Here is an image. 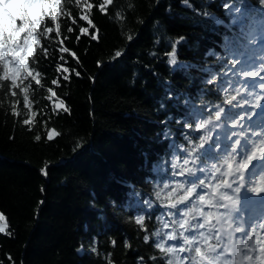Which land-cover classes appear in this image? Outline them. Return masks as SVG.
I'll return each mask as SVG.
<instances>
[{"label":"trees","instance_id":"trees-1","mask_svg":"<svg viewBox=\"0 0 264 264\" xmlns=\"http://www.w3.org/2000/svg\"><path fill=\"white\" fill-rule=\"evenodd\" d=\"M14 3L16 10L20 0ZM56 6L50 0L49 11ZM64 8L59 35L37 32L28 63L41 72V84L29 77L22 85L31 110L23 91L3 81L0 62V212L10 233L0 232V264H165L173 254L154 244L181 242L168 239L171 217L162 215L170 211L162 206L171 191L165 185L182 179L177 165L215 144L205 174L231 183L241 162L224 149L237 133L248 139L252 132L240 119L251 100L243 78L258 71L242 59L264 62L254 48L255 22L264 33V0H64ZM45 26L54 27L50 20ZM172 51L176 65L169 63ZM181 64L195 67L176 70ZM49 88L56 97L49 98ZM54 100H64L70 114L54 110ZM244 184L256 187L248 176Z\"/></svg>","mask_w":264,"mask_h":264},{"label":"snow or ice","instance_id":"snow-or-ice-1","mask_svg":"<svg viewBox=\"0 0 264 264\" xmlns=\"http://www.w3.org/2000/svg\"><path fill=\"white\" fill-rule=\"evenodd\" d=\"M79 2L80 0H76V3ZM112 2L113 0H103L104 5H110ZM158 2L159 0H157ZM49 3L50 0H20V6L15 10L16 14L7 18L3 26L0 27V62L4 66L2 79L3 81H10L13 90L21 89L23 91L25 106L30 110L31 101L28 97V87L22 85L23 81L29 77L36 85L41 84V72L31 68L28 63L29 57L34 54L36 46L40 43L37 32L43 27L44 34L53 33L55 30L59 35L61 28L59 18L61 15H67L64 0H56L57 6L51 12L49 11ZM88 7L90 8L91 5H88ZM84 18L81 17V19ZM211 19L217 24L223 23L215 16H212ZM48 20L53 23L54 27L45 26V22ZM68 31L71 32L72 29L69 28ZM81 31L86 32L87 29H81ZM128 39L131 40L132 37L129 36ZM180 39L184 38L181 37ZM179 42V40L176 41V43ZM60 51L67 53L69 49L62 47ZM71 54L75 56V52ZM121 54L120 51L115 52L116 57ZM44 55H47V49L44 50ZM170 55L171 60L169 63L176 65L175 51H172ZM208 55H214V53L209 51ZM9 57L15 59L12 60ZM189 67L195 66L181 64L180 68L176 70H186ZM57 71L67 73L68 68H61L57 65ZM204 71H208V69H204ZM248 74L251 76L256 75L255 72H249ZM76 75L79 76L80 73L77 72ZM64 79L68 80L69 77L65 75ZM52 83L56 84L57 81L53 80ZM244 86L253 90L257 87L264 88V84L257 85L255 83ZM48 92L50 99L56 97V93L51 88L48 89ZM15 94V91H13L12 95ZM167 98L172 99L171 92H169ZM184 103L188 104L189 101L185 100ZM52 106L54 110H62L70 114V109L64 100H54ZM166 107L164 103L160 104V110H164ZM11 114L17 117L20 115L15 106H13ZM246 114L249 120L247 127L254 130L256 136H260L261 132L264 131V109L261 110L255 120H252V115H255V113L248 112ZM216 115L218 117L219 112ZM35 116L36 113L32 112L29 119L24 120L23 123L25 125L30 124ZM168 118L171 119V116ZM240 119H243L242 115ZM161 123H166V121H161ZM54 134L57 133L53 129L49 133L48 139L51 140ZM164 135H168L167 130H165ZM34 139L40 141L41 137L36 135ZM252 139L253 137L249 136L242 143L241 139L237 138L232 143L225 145V153L233 157H239L241 161L237 170L229 173L234 176L231 183L224 179L223 175L217 179L211 173L205 174L208 161L216 159L215 144L205 150L200 157H192L190 160L185 159L183 166L177 165L179 168L178 174L182 179L175 185H165V187H171V191L168 193L167 199L162 202V206L168 207L170 211L162 215L171 217L170 222L165 223V228H172V231L168 233V239L179 240L181 243L169 246L167 249H165L163 243L154 244V247H158L161 252L166 251L173 254L172 258L165 260V264H243L244 261H253V251L257 247H259L260 253L257 260L259 264H264V246H262L264 245V206L255 213L249 212L246 208H235L229 203L230 200H233V197L227 191L221 190V185H224L225 189H232L233 192L238 193L240 188L243 187L244 175L239 170L247 169L257 155L253 150L254 145L249 142ZM260 144L262 145L260 160L264 162V137L261 138ZM200 147H203V143ZM142 155L147 157V153H142ZM198 160L199 164L197 163ZM258 168H260V165L252 166V171L249 173L250 183L255 181ZM42 174L47 176L46 168L42 169ZM186 174L187 178H185ZM173 175H177V173H173ZM117 183L123 184L124 182L117 181ZM233 184H237L234 189L232 188ZM213 188L215 191L212 190ZM251 190L255 191V188ZM260 193H264V187H261L257 194ZM178 205H184L185 207L178 208ZM173 209L175 211H171ZM136 223L143 227V216H140ZM6 224L7 218L3 212H0V232L10 235L7 232ZM236 233H242V235L237 238ZM257 233H260V235H256ZM144 239L147 241L148 237ZM82 249L83 245L78 251L82 252ZM181 253L187 255L181 257Z\"/></svg>","mask_w":264,"mask_h":264},{"label":"rangeland","instance_id":"rangeland-1","mask_svg":"<svg viewBox=\"0 0 264 264\" xmlns=\"http://www.w3.org/2000/svg\"><path fill=\"white\" fill-rule=\"evenodd\" d=\"M0 6L2 9V12H0V18L3 17L2 19L6 20L10 16L15 15V13H14V10H15L14 0H0ZM255 90L257 91V88ZM260 103L264 104V95H260V94L255 93L254 102L251 104L252 106H250V112L255 113V115H252V120H255L257 118V116L260 114L261 110L264 109V108H262L260 110V108L258 107V105ZM246 120H248V116L246 117ZM246 120L244 119L245 122H246ZM262 137H264V131L261 132L260 136H256V139L261 141ZM238 138L241 139L242 142L244 141V138H242L241 135H238ZM222 144H223V141L220 143V145H222ZM230 178H233V177H230ZM228 193L233 197V200H230L229 203L232 204L233 207L238 208L237 206H235L234 201H237V200L240 201L241 200V193H239L237 195H233L230 190L228 191ZM248 211L250 212V211H252V209L251 210L248 209ZM237 234L238 233H236L235 236ZM256 235H260V233H257ZM170 245H173V243L171 242ZM262 246H264V245H262ZM259 255H260L259 247H257V251L256 250L253 251V261H252L253 264H259V261L257 260V257ZM180 256L183 257L184 253H181Z\"/></svg>","mask_w":264,"mask_h":264}]
</instances>
